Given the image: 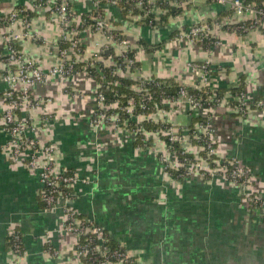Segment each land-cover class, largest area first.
I'll return each instance as SVG.
<instances>
[{
	"label": "crops",
	"instance_id": "crops-1",
	"mask_svg": "<svg viewBox=\"0 0 264 264\" xmlns=\"http://www.w3.org/2000/svg\"><path fill=\"white\" fill-rule=\"evenodd\" d=\"M35 1L0 0V16L31 8ZM75 1L78 11L92 7L89 1ZM226 11L210 0H192L184 8L163 13L156 28L126 21L116 9L109 12L134 48L142 75L196 88L198 77L190 65L208 62L213 68L210 88L228 89L245 76L248 99L264 102V30L217 29L213 35L217 43L210 51L177 37L181 28L220 19L228 15ZM30 19V33L42 41L24 37L17 45L49 69L59 62L56 45L61 28L44 10L32 13ZM82 38L88 59L97 47L107 45L95 33L87 32ZM115 47L105 54L118 55ZM89 81L83 75L68 81L80 94L76 100L54 80L34 92L54 101L34 116L40 120L46 111L54 112L55 119L41 134L42 142L57 147L58 171L79 177L72 202L77 217L102 227L137 264H264V210L250 207L241 190L222 176L205 180L196 172L186 183L174 181L159 160L165 145L156 134L148 135L149 147L142 149L126 129L91 127L98 83ZM4 91L0 86V117ZM226 97L233 96L227 93ZM180 111L170 113L169 120L190 126L192 116L186 108ZM214 114L218 158L248 168L251 190L264 198V110H252L243 118L227 103ZM181 116L186 123L180 122ZM6 140L0 124V264H84L75 253L79 239L63 229V210L45 208L38 176L9 162L2 152ZM187 151L196 157L200 154L191 144ZM14 231L23 238L24 254L19 256L8 245Z\"/></svg>",
	"mask_w": 264,
	"mask_h": 264
},
{
	"label": "built area",
	"instance_id": "built-area-1",
	"mask_svg": "<svg viewBox=\"0 0 264 264\" xmlns=\"http://www.w3.org/2000/svg\"><path fill=\"white\" fill-rule=\"evenodd\" d=\"M82 1H89L92 7L81 12L74 7L75 0H36L31 8L16 9L9 15L0 16V86L5 88L0 124L7 135L2 152L11 164L24 166L38 176L41 184L39 196L48 211L63 210L64 231L79 239L75 249L76 255L86 260L88 264L135 262L128 252L122 251L123 247L117 249L109 247L108 236L102 227L90 220L77 217L72 202L75 198L73 187L79 182V177L66 171H58L57 147L42 142L41 134L55 119L54 112L46 111L40 120H36L34 113L50 108L54 101L50 97H37L34 92L53 80L61 84L62 92L73 100H76L80 94L67 84L70 79L83 75L86 81L98 83L91 112V127L110 126L116 130L126 129L135 139L142 135L143 145L139 146L142 149L149 147L147 144L149 134H156L160 139L162 136L167 137L170 145L162 140L165 150L159 155L165 174L170 176L168 169H183V173L179 176L181 179L191 178L196 172L202 176L209 174L212 178L222 176L241 190L244 200L250 207L258 211L264 210V198L251 190L253 181L251 171L236 160L218 158L217 139L213 127L214 112L227 103L233 102L235 106L229 108L245 118L252 110H264V102H252L246 92H240L231 94L233 97L230 100L212 94L205 103H202L201 98L193 97L188 93L187 88L190 87L182 85L176 98H162L161 102H155L154 94L145 87L147 82L160 88L161 84L155 81L158 78L140 73L141 68L134 48L126 33L114 24L109 12L116 9L126 21L146 23L156 28L160 26L163 13L172 8H184L192 0ZM210 1L231 13L211 22H201L189 28H181L176 32L178 36L175 33L174 35L203 45L204 42L215 39L213 35L217 29H226L235 33L237 30L233 29L234 26L247 33L264 30V3L257 4L245 0ZM40 10L46 11L49 19L60 26L62 34L56 45L59 62L49 69H44L36 58L23 53L17 45L24 37H30L37 42L42 41L40 37L30 33V16ZM16 29L20 31L17 32ZM87 32L100 35L107 42L105 47H97L90 59L84 56L82 34ZM44 42L47 41L43 40ZM114 46L119 49V54L106 55L105 53L110 52ZM190 67L198 77L199 84L196 89L209 88L213 91L214 89L208 86L209 77L213 72L210 63H195ZM89 69H95L99 73L101 83L90 75ZM105 69H109L114 76L133 81L134 84L129 88L139 93V99L129 98L126 104L120 101L108 102L101 90L102 83L112 84L104 75ZM113 84L119 85V82ZM150 105H153L152 109ZM182 108L184 112L186 108L187 115L200 114L206 120L205 123L195 125L192 136L189 126H179L169 120L170 113L179 114ZM131 121L136 124L133 130H129ZM147 122L160 124L161 128L147 132L145 128ZM192 138L201 145H193ZM174 144H179L186 154H191L187 151L189 144L197 147L200 151L199 156L192 154L197 161L188 159L181 161L176 155ZM201 152L204 155H201ZM9 243L14 254L18 256L24 254L21 233L12 232Z\"/></svg>",
	"mask_w": 264,
	"mask_h": 264
},
{
	"label": "trees",
	"instance_id": "trees-1",
	"mask_svg": "<svg viewBox=\"0 0 264 264\" xmlns=\"http://www.w3.org/2000/svg\"><path fill=\"white\" fill-rule=\"evenodd\" d=\"M245 1L246 2H255L257 4L264 3V0H245ZM225 13L230 14L231 11L227 10ZM233 29H236L237 33L243 32L241 29H238L237 26H234ZM216 42H217L216 39H210V40L204 42L202 46L206 51H210L211 47L214 46ZM98 65H100V64H98ZM89 73L91 76H93L96 79V81H98L100 83L102 82L99 73L95 69H89ZM104 75L107 77V81L109 83L112 82V84H109V85H107L106 83H102V87H101V90L104 93V95L106 96V100L108 102L113 103L115 101H120L122 104H126L129 98L135 97L136 99H139V97H140L139 93H137V92H135L129 88L130 86H132L134 84L133 81L114 76L111 74V71L109 69L104 70ZM155 81L159 82L161 84L160 88H156L154 86V84L147 83V82H146V87H145L148 91H150L151 93L154 94V101L155 102H161L162 98H176L178 96L179 91H180V84H178L172 80H164V79H157ZM114 82H119V85H114L113 84ZM245 88H246V77L243 76L238 80L236 85L231 86L230 88L225 89V90L219 89V90H213L212 91L209 88H203L201 90H198L196 88H187V91L191 96L201 98L202 99L201 102L205 103L207 101L208 97L211 96L212 94L218 96L219 98H223V97H226L227 93H231L232 95H234L235 93L245 92ZM122 95L124 97H122ZM150 106H152L151 107V109H152L153 105H150ZM234 106H235V104L233 102L229 104L230 108H233ZM214 115L215 114H213V116ZM122 119H124V118H122ZM205 122H206V120L203 117H201L200 114L197 116H195V115L193 116V114H192L191 125L189 126L191 136H192V133L195 131V125L197 123H205ZM135 126H136V124L133 121H131L129 130L135 129ZM145 128H146L147 132L156 131L158 128H161V125L151 123V122H147V123H145ZM141 138H144V136L143 137H142V135L139 137L137 136L135 139V141H136L135 145L138 147L143 145V143L141 142ZM161 140H164L167 145H170V142L167 139V137L162 136ZM148 142H147V144L149 145L150 142L149 143ZM191 142L193 145H196V146L201 145L198 141H196L193 138L191 139ZM216 146H217V144H216ZM174 148H175V152H176L177 157L181 161H183L184 159H188V160H191L194 162L197 161V160L195 161L194 155L184 153L182 147L179 144H174ZM201 155H204V153L201 152ZM211 166H214V165L211 164ZM168 172L170 174V177H172V179L176 182L186 183L190 179V178L181 179L179 177L180 174L183 173V169H179V170L168 169ZM68 174H73V172L68 171ZM203 177L205 180L212 178L209 174H205ZM107 236H108V234H107ZM108 240H109V247L111 249L120 248V245L115 244V242H113L109 236H108ZM8 245L10 246L9 241H8ZM122 251L127 252L126 249H124V248L122 249ZM131 259H133L135 261L134 263L137 264V261L134 257L131 256ZM81 260L83 261L84 264H88L87 261L84 260L83 258H81Z\"/></svg>",
	"mask_w": 264,
	"mask_h": 264
},
{
	"label": "rangeland",
	"instance_id": "rangeland-1",
	"mask_svg": "<svg viewBox=\"0 0 264 264\" xmlns=\"http://www.w3.org/2000/svg\"><path fill=\"white\" fill-rule=\"evenodd\" d=\"M179 120H180L181 123H186L187 122V119L185 118V116H181L179 118Z\"/></svg>",
	"mask_w": 264,
	"mask_h": 264
}]
</instances>
